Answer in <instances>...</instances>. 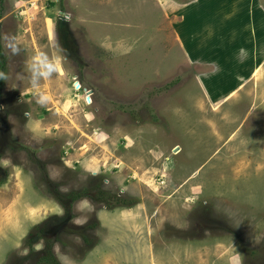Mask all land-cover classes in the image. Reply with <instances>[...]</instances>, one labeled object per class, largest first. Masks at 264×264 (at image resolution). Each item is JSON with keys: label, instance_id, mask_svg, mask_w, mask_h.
<instances>
[{"label": "rangeland", "instance_id": "obj_1", "mask_svg": "<svg viewBox=\"0 0 264 264\" xmlns=\"http://www.w3.org/2000/svg\"><path fill=\"white\" fill-rule=\"evenodd\" d=\"M209 1L0 0V264H264V0Z\"/></svg>", "mask_w": 264, "mask_h": 264}, {"label": "crops", "instance_id": "obj_2", "mask_svg": "<svg viewBox=\"0 0 264 264\" xmlns=\"http://www.w3.org/2000/svg\"><path fill=\"white\" fill-rule=\"evenodd\" d=\"M224 2H223V4L221 5V6H217L216 8L214 7V3H212L211 1H209L210 2V4L209 3H207L206 5V8L209 10V11H211L212 9L214 10V11H217V12H223V11H225L224 10V8H223V5H226V6H229V4H230V2H227V1H225V0H223ZM251 2V0L249 1V2H247V3H244V4H241V0H239V5H240V12L241 13H245V11L247 10V9H249L250 8V3ZM192 5H195V3L194 4H192ZM189 6V3L188 4H186V6L185 7H188ZM190 7H191V5L189 6V8L188 9H190ZM194 7H196V8H198L197 6H194ZM210 14H212L211 12H210ZM253 17H255L254 19H253V21H251V23L253 22V24L255 23L256 24V17H262L260 14H258V16H257V14H256V12L254 11V12H252V15H250V16H248V17H246V18H243V21H245V20H250V19H252ZM262 19H264V17H262ZM211 20L212 19H209V20H205V23H206V25H209L208 23H211ZM234 22H236L235 20H233ZM214 27V26H213ZM215 28V27H214ZM240 38V37H239ZM238 38V39H239ZM215 39V34L213 33L211 36H210V38H209V40H214ZM237 39V40H238ZM216 40H217V38H216ZM214 42V41H213ZM213 42L211 43V45L213 44ZM219 42H221V40L219 41ZM223 44H225L224 42H223Z\"/></svg>", "mask_w": 264, "mask_h": 264}, {"label": "clouds", "instance_id": "obj_3", "mask_svg": "<svg viewBox=\"0 0 264 264\" xmlns=\"http://www.w3.org/2000/svg\"><path fill=\"white\" fill-rule=\"evenodd\" d=\"M47 68L49 69V70H53V69H55V70H59V66H58V64H56V65H47Z\"/></svg>", "mask_w": 264, "mask_h": 264}, {"label": "water", "instance_id": "obj_4", "mask_svg": "<svg viewBox=\"0 0 264 264\" xmlns=\"http://www.w3.org/2000/svg\"><path fill=\"white\" fill-rule=\"evenodd\" d=\"M66 17H61V19H59V20H62L63 22H65L66 21Z\"/></svg>", "mask_w": 264, "mask_h": 264}, {"label": "trees", "instance_id": "obj_5", "mask_svg": "<svg viewBox=\"0 0 264 264\" xmlns=\"http://www.w3.org/2000/svg\"><path fill=\"white\" fill-rule=\"evenodd\" d=\"M69 197H71V198H72V196H69ZM49 256H50V255H49ZM49 256H48V257H49ZM52 259H53V258H52ZM44 260H46V258H45Z\"/></svg>", "mask_w": 264, "mask_h": 264}]
</instances>
